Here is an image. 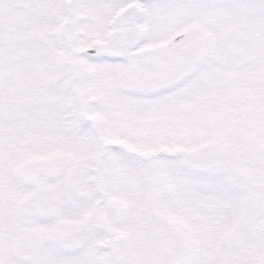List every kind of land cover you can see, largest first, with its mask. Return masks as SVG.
Wrapping results in <instances>:
<instances>
[{"label": "snow or ice", "instance_id": "snow-or-ice-1", "mask_svg": "<svg viewBox=\"0 0 264 264\" xmlns=\"http://www.w3.org/2000/svg\"><path fill=\"white\" fill-rule=\"evenodd\" d=\"M0 264H264V0H0Z\"/></svg>", "mask_w": 264, "mask_h": 264}]
</instances>
